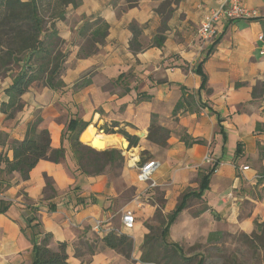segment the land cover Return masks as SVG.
<instances>
[{"label":"crops","instance_id":"crops-1","mask_svg":"<svg viewBox=\"0 0 264 264\" xmlns=\"http://www.w3.org/2000/svg\"><path fill=\"white\" fill-rule=\"evenodd\" d=\"M244 4L255 10L257 19H223L209 40L199 36V24L211 9L225 7L226 0H80L66 8L65 20L56 23L67 52L60 75L63 85H32L21 96L23 108L13 118L0 112V131L5 134L0 155L12 159L7 143L21 140L37 114L51 146L67 148L59 163L40 159L26 180L14 171L5 178L6 184L0 174V264H32V246L46 232L51 234L52 250L60 242L66 244L69 264H150L139 260L147 232L143 222L154 215L159 196L166 214L184 192L198 189L200 177L211 166L204 162L207 154L217 168L201 197L187 200L169 228V240L180 243L195 234L200 222L208 225L205 235L214 231L218 237L220 232L215 231L221 223L249 235L254 220L264 221V181H257L258 171H264L257 143L264 145V133L255 130L257 123H264V95L251 97L252 86L264 83V0ZM95 18L108 24L105 41L96 53L78 57L86 41L78 29L84 20ZM131 22L141 27L136 51L129 47ZM198 66L206 75L203 87ZM237 82L244 85L236 86ZM9 83L0 82V103ZM182 97H190V103L173 112ZM153 116L169 130L166 147L146 138ZM71 118L84 122L80 132L93 125L115 141L121 136L119 129L131 135L144 132L128 152L137 159L148 157L141 162L158 163L153 174L157 185L148 190L141 206L128 201L118 207L121 212L133 211L136 218L134 228L122 232L132 241L128 255L106 246L104 234L93 232L91 226L96 219L115 216L114 199L123 191L118 184L135 186V168L127 164L111 182L102 173L74 171L68 136L63 139ZM182 135L203 143L187 145ZM138 184L133 196L144 187ZM183 217L191 225L186 236L174 230ZM35 223L38 231L31 227Z\"/></svg>","mask_w":264,"mask_h":264},{"label":"trees","instance_id":"trees-1","mask_svg":"<svg viewBox=\"0 0 264 264\" xmlns=\"http://www.w3.org/2000/svg\"><path fill=\"white\" fill-rule=\"evenodd\" d=\"M80 0H0V70L5 74L11 70V66L18 65V70L11 75L10 83L3 88L5 100L0 103V112L7 119L13 118L23 108L21 96L32 85H43L49 88H57L63 85L60 75L64 68L67 52L63 51L64 40L60 37L56 28L58 21L66 18V8L69 5L77 6ZM257 19V17L250 18ZM132 38L129 47L134 51L136 36L140 33L141 27L135 22L129 24ZM108 31V24L102 18L93 20L86 19L78 29V35L86 38L80 46L78 57H87L98 51V45H103ZM158 45H161L158 43ZM202 78L201 87L206 83V75L199 66L196 69ZM236 86L244 85L237 82ZM264 95V83L257 82L252 86L251 97L257 99ZM185 103H190V97L180 98L174 105L173 112L178 111ZM264 111V108H263ZM42 118L37 114L27 125L25 136L21 140H10L7 149L12 151V159L6 155H0L2 167L0 169L1 180L8 183L12 172H17L21 180L29 177L30 170L40 160H48L59 163L66 158L67 148L63 145L53 148L50 143V134L47 129L40 128ZM84 122L78 118H71L67 124L66 132L68 144L74 159V171L83 174L97 175L103 173L107 166H110L116 157L123 162L120 150L108 148L96 151L93 148L82 144L78 140L80 130ZM114 125V124H113ZM255 130L264 133V123H257ZM105 132H114L111 129ZM221 131V129H220ZM129 141V147L137 143V137L119 129L117 131ZM169 130L161 126L156 116L151 118L148 128L147 140L160 147L167 146ZM5 134L0 131V142L4 140ZM185 144L203 143L201 139L191 138L182 135ZM240 143H237L239 146ZM260 159H264V145L257 143ZM238 154V153H237ZM236 157V156H235ZM236 165V164H235ZM217 168V163H212L208 170L200 177L197 190L184 192L175 207L168 213L163 214L162 199L157 201V208L153 217L160 224L158 228L145 223L146 234L140 246L141 255L139 260L150 264H204L203 257L188 256L183 252L180 243L169 240L168 233L170 226L177 219L183 209L187 207V200L190 197L200 198L204 190L208 188L209 179ZM258 182L264 181V171H258ZM9 184V183H8ZM49 181H46L48 186ZM112 222V220H111ZM113 226H117L113 224ZM254 229L245 237L247 242L254 248L264 250V221L254 220ZM38 231V223L31 225ZM214 232H210L208 240L211 241ZM51 234L46 232L42 239L32 246V264H69L67 262L66 244H57V250L49 247ZM102 242L113 249L128 255L132 248V241L125 234H116L112 230L102 237Z\"/></svg>","mask_w":264,"mask_h":264},{"label":"rangeland","instance_id":"rangeland-1","mask_svg":"<svg viewBox=\"0 0 264 264\" xmlns=\"http://www.w3.org/2000/svg\"><path fill=\"white\" fill-rule=\"evenodd\" d=\"M10 68L11 70L8 72V75L14 74L18 70V65L15 64ZM4 72H5L4 70H0V82L10 81L11 80L10 77L6 75ZM95 130L100 136H105L103 135V133L98 132L97 128ZM122 136L123 135L119 136L118 138L115 137L116 141L114 146L116 147H112V148H116L120 150L121 156L123 157V162L118 160L119 158L116 157L115 161H113L110 166H107L102 173L107 176L109 182L118 179L121 169L123 167H127V164H129V160H130L129 155L131 153H129L128 151H130L131 148L129 147L127 150L120 148L121 147L120 142L122 140L121 138ZM96 149H100V148H96ZM96 151H102V149ZM134 157L135 159L133 161L137 160L138 156L135 155ZM147 158L148 157L144 159L139 158L138 160L139 162H141ZM131 165L129 164V166ZM133 177L134 178L136 177L134 175V172H133ZM138 183L139 182H137L136 180L135 182L136 185L132 187H127L122 183L118 184V187L121 188V190L123 191L121 192L119 197L114 199L115 200L114 207L116 214L114 217L111 218L113 224L117 226L119 225V215L121 214V211L118 210L119 209L118 207L128 201H134L135 196L133 195L135 194V190L139 185ZM220 195L221 194L218 195V200ZM159 198H161V196H159ZM240 215H242V213ZM137 219H142V218L137 216ZM145 223H148L149 225L154 226L156 228L160 226V224L155 220L153 216L149 219H146L143 222V226L145 225ZM198 227L202 229L201 233L200 231H198V229L196 230V228ZM207 227L208 225L206 224V221L198 223L192 231L193 233L195 232V234L185 238V240L183 239V241L180 242V244L183 247V252L185 255L188 256L191 255L196 257L201 256L204 258V264H264V250L254 248L253 246H251L247 242L248 239H246L245 233L239 230L238 228L228 226L226 223H221L219 224V226L216 228L215 231V232L219 231L220 235L218 237L215 235L212 236L211 241H209L207 238L210 232L207 233V235H205L206 233H204V231L206 230L205 228ZM174 230L177 231V233L186 236L191 230L189 219L187 217H183L182 219H180L176 223ZM194 263L195 261H192L188 264H194Z\"/></svg>","mask_w":264,"mask_h":264},{"label":"built area","instance_id":"built-area-1","mask_svg":"<svg viewBox=\"0 0 264 264\" xmlns=\"http://www.w3.org/2000/svg\"><path fill=\"white\" fill-rule=\"evenodd\" d=\"M227 5L225 7H219L211 9L206 13L198 28L199 36L204 40H209L217 33V23L223 19L225 20H235L240 18L250 19L255 17V10H250L245 6V0H226ZM262 38V36H259ZM205 163H213V160L210 155L204 157ZM133 168H135L136 180L141 185V189L136 195L133 202L137 206H141L143 199L148 190L152 187H155L157 184L153 180V174L158 167V163L154 160H146L144 162H139V160L133 161ZM248 166H242L241 169L245 170ZM228 196L232 197V194L229 193ZM120 224L118 226H113L111 219L99 220L96 219L91 226L93 232L97 234H106L108 231L112 230L116 234H120L123 231H130L134 228L136 218L131 210H123L119 218Z\"/></svg>","mask_w":264,"mask_h":264},{"label":"bare ground","instance_id":"bare-ground-1","mask_svg":"<svg viewBox=\"0 0 264 264\" xmlns=\"http://www.w3.org/2000/svg\"><path fill=\"white\" fill-rule=\"evenodd\" d=\"M80 140L82 143H88L91 146H94V147L100 148V149H105L109 146L115 145V140L112 136H110V135L100 136L97 133V131L95 130V127L92 125L87 126L85 128V130H83V132L80 136ZM120 144H121V142H120ZM134 156L135 155H133L132 153L129 155V157H130L129 164L130 165L131 164L133 165V160L135 159Z\"/></svg>","mask_w":264,"mask_h":264},{"label":"water","instance_id":"water-1","mask_svg":"<svg viewBox=\"0 0 264 264\" xmlns=\"http://www.w3.org/2000/svg\"><path fill=\"white\" fill-rule=\"evenodd\" d=\"M99 131H101V130H99ZM98 131V132H99ZM82 132L83 131H81L80 133H79V135H78V140L81 142V140H80V136H81V134H82ZM143 135H145V133L144 132H141V131H136L135 133H134V136H136V137H141V136H143ZM122 138V140H121V147L120 148H122V149H128L129 148V141L125 138V137H121ZM82 143V142H81ZM83 144H85V145H87V146H89V147H91V148H93V149H96L95 147H93V146H91V145H89L88 143H83ZM126 144V145H125ZM112 147H116V146H109V147H107V148H112ZM107 148H105V149H107ZM96 150H101V149H96ZM103 150V149H102Z\"/></svg>","mask_w":264,"mask_h":264}]
</instances>
